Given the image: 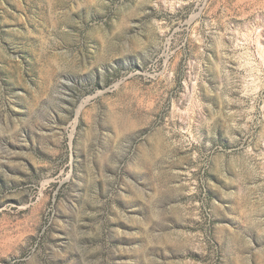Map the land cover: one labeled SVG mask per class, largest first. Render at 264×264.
Listing matches in <instances>:
<instances>
[{
  "label": "rangeland",
  "instance_id": "1",
  "mask_svg": "<svg viewBox=\"0 0 264 264\" xmlns=\"http://www.w3.org/2000/svg\"><path fill=\"white\" fill-rule=\"evenodd\" d=\"M0 264H264V0H0Z\"/></svg>",
  "mask_w": 264,
  "mask_h": 264
}]
</instances>
